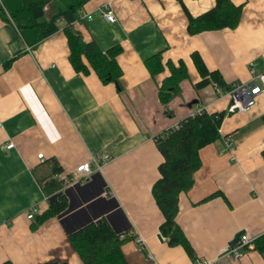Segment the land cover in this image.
I'll return each mask as SVG.
<instances>
[{
    "label": "crops",
    "instance_id": "0c3cea01",
    "mask_svg": "<svg viewBox=\"0 0 264 264\" xmlns=\"http://www.w3.org/2000/svg\"><path fill=\"white\" fill-rule=\"evenodd\" d=\"M231 1L243 6L237 28L191 36L188 14L198 17L217 0H87L73 29L103 52L121 47L118 89L115 82L104 83L86 58L88 73L74 69L63 19L58 31L41 40L28 26L27 12L14 16L21 0H1L0 264H83L69 236L102 219L133 238L122 247L128 264H194L184 247L170 246L161 234L164 216L152 193L164 162L155 136L199 106L219 113L231 103L228 91L212 83L196 87L202 79L193 52L229 88L250 81L254 65L263 92L247 112L226 115L221 138L200 150L202 166L192 188L179 196L177 223L194 255L205 260L219 258L239 234H264V0ZM105 6L114 23L100 13ZM44 14L47 21L50 14ZM159 53L163 63L183 62L188 72L167 104L159 87L170 70L152 78L146 66ZM228 134H235V142L223 150ZM102 154L112 159L101 172L68 183L81 164ZM61 196L67 208L37 225ZM33 208L39 214L29 220ZM219 264H264V256L249 250L242 260Z\"/></svg>",
    "mask_w": 264,
    "mask_h": 264
},
{
    "label": "trees",
    "instance_id": "16d2710c",
    "mask_svg": "<svg viewBox=\"0 0 264 264\" xmlns=\"http://www.w3.org/2000/svg\"><path fill=\"white\" fill-rule=\"evenodd\" d=\"M86 1L21 0V7L14 13V16L27 12L30 17L28 26L36 28L41 33V40L58 31L59 23L63 19L66 22L63 30L68 39L71 52L70 61L74 69L88 73V66L83 61V58H86L104 83L115 82L120 89L121 70L116 57L121 52V47L116 46L103 52L95 42H85L82 36L73 29V24L80 19L81 7ZM178 1L183 3V0ZM46 4H52L53 8L49 19L44 21L43 9ZM2 10L0 5V14H3ZM242 11L243 6H236L231 0H217L212 9L198 17L188 14V33L192 36L203 31L237 28ZM191 58L202 79L197 83V88L212 83L225 91L231 89L226 85L219 71L207 68L198 52H193ZM11 62L12 60L6 66ZM146 66L152 78L163 73L166 68L170 70V75L162 81L159 87L160 101L163 104L169 103L179 91L181 82L188 77L183 62H180L178 66L171 62L165 64L162 54L159 53L147 60ZM225 116V111L190 115L180 122L179 129L171 132L165 139H160L159 134L155 136L164 157V162L159 167L161 178L156 181L152 189L155 201L164 216L160 228L161 234L168 240L170 246L184 247L193 259L196 258L193 247L177 223L179 196L189 191L194 185V175L202 166L199 152L221 138L220 128ZM262 120L264 122V116ZM55 171L56 173L61 171L58 165L55 166ZM67 204L65 196L59 197L58 201L37 219V225L60 214L67 208ZM132 239L127 232H116L106 219L89 223L69 236V241L83 264H128L122 247ZM255 243L256 250L264 256V234L258 237ZM3 264L13 263L8 261Z\"/></svg>",
    "mask_w": 264,
    "mask_h": 264
},
{
    "label": "built area",
    "instance_id": "2783aa9c",
    "mask_svg": "<svg viewBox=\"0 0 264 264\" xmlns=\"http://www.w3.org/2000/svg\"><path fill=\"white\" fill-rule=\"evenodd\" d=\"M0 5L2 6L1 0ZM51 5L46 4L44 7V12L46 14H50L51 12ZM100 13L105 17V19L108 22L114 23L116 18L115 14L112 9H110L108 6H105L100 10ZM88 19H91L92 16H88ZM250 75L251 80L242 83L241 85H234L229 91L228 94L231 97V103L226 111V115H230L236 112L245 111L251 109L254 99L257 95H259L261 92H263V89L261 86L257 83V80L261 78L260 74H257L255 66L251 65L250 67ZM217 86L216 84H214ZM220 90V88H219ZM203 112H207L205 108L202 106H199L197 111L193 114H201ZM2 128V121L0 120V129ZM180 123L176 124L175 126L169 128L168 130L162 132L159 134L160 139H165L168 137V135L179 129ZM235 134H228L223 136V142L224 147L223 150H232L235 138ZM156 141V138H155ZM13 148V144L10 143L7 146V149ZM112 157L109 154H102V155H96L91 158V160L84 162L81 164L73 173L72 178L68 182L74 183L78 182L79 180H85L88 179L94 174V172H101L102 168L105 164H107ZM41 161H44L43 158H41ZM39 214L38 210L36 208H33L32 211L28 214L27 218L29 220H35L37 215ZM256 239H251L249 236L245 233L239 234L236 237L231 240L226 248L221 252L219 258L215 260H205L201 257H196L194 259V264H219L222 259H229L233 261L242 260L245 257V254L249 250H256ZM139 242V240H137ZM139 250L144 251L146 249L145 244H143L142 240L139 242Z\"/></svg>",
    "mask_w": 264,
    "mask_h": 264
},
{
    "label": "water",
    "instance_id": "95a60500",
    "mask_svg": "<svg viewBox=\"0 0 264 264\" xmlns=\"http://www.w3.org/2000/svg\"><path fill=\"white\" fill-rule=\"evenodd\" d=\"M62 193H64V192H62ZM61 194V193H60ZM59 194V195H60ZM71 212V209L69 208L68 210H66V213H70ZM100 221V220H99ZM89 223H92V222H89ZM89 223H87V224H84L83 226H81L80 228H78L77 230H79V229H81L82 227H84V226H86V225H88ZM76 230V231H77Z\"/></svg>",
    "mask_w": 264,
    "mask_h": 264
}]
</instances>
